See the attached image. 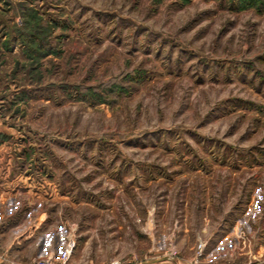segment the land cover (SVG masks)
<instances>
[{
  "label": "rangeland",
  "instance_id": "obj_1",
  "mask_svg": "<svg viewBox=\"0 0 264 264\" xmlns=\"http://www.w3.org/2000/svg\"><path fill=\"white\" fill-rule=\"evenodd\" d=\"M0 150V264H264V0H0Z\"/></svg>",
  "mask_w": 264,
  "mask_h": 264
},
{
  "label": "built area",
  "instance_id": "obj_2",
  "mask_svg": "<svg viewBox=\"0 0 264 264\" xmlns=\"http://www.w3.org/2000/svg\"><path fill=\"white\" fill-rule=\"evenodd\" d=\"M74 249L75 242L73 240H69L57 258L49 256L47 258L37 260L35 264H66L69 261Z\"/></svg>",
  "mask_w": 264,
  "mask_h": 264
},
{
  "label": "crops",
  "instance_id": "obj_3",
  "mask_svg": "<svg viewBox=\"0 0 264 264\" xmlns=\"http://www.w3.org/2000/svg\"><path fill=\"white\" fill-rule=\"evenodd\" d=\"M2 152H3V150H0V154H2ZM5 209H6V207H4V208L2 207V208L0 209V221H2L4 215H6V210H5ZM32 234H35V232L32 233ZM29 236H31V235H29ZM34 236H35V235H34ZM36 236H37V234H36ZM34 239L37 240L36 238H34ZM29 240H30L29 237H25V238H23V239L20 240L19 244H20V245H22V244H27V243L29 242ZM23 242H24V243H23ZM1 243H2V242L0 241V247L3 246ZM38 243H39V242H38ZM51 243H52V242H51ZM10 246H12V243L9 244V245H7L8 248H10ZM41 251H45V249L41 248Z\"/></svg>",
  "mask_w": 264,
  "mask_h": 264
},
{
  "label": "trees",
  "instance_id": "obj_4",
  "mask_svg": "<svg viewBox=\"0 0 264 264\" xmlns=\"http://www.w3.org/2000/svg\"><path fill=\"white\" fill-rule=\"evenodd\" d=\"M31 35H22V39L24 40V44H28V38L30 37ZM32 51H35L34 49Z\"/></svg>",
  "mask_w": 264,
  "mask_h": 264
}]
</instances>
